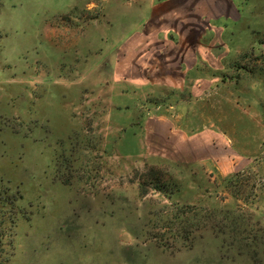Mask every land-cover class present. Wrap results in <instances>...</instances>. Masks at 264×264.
Returning a JSON list of instances; mask_svg holds the SVG:
<instances>
[{"label":"rangeland","instance_id":"374dc122","mask_svg":"<svg viewBox=\"0 0 264 264\" xmlns=\"http://www.w3.org/2000/svg\"><path fill=\"white\" fill-rule=\"evenodd\" d=\"M233 3L209 34L201 16L189 92L193 124L213 123L218 157L233 158L190 172L184 95L149 127L166 97L148 95V45L125 38L148 25V0H0V192L18 190L0 201V264H251L237 230L221 246L198 223L226 205L264 230V0Z\"/></svg>","mask_w":264,"mask_h":264},{"label":"crops","instance_id":"0c3cea01","mask_svg":"<svg viewBox=\"0 0 264 264\" xmlns=\"http://www.w3.org/2000/svg\"><path fill=\"white\" fill-rule=\"evenodd\" d=\"M232 4H234L233 0H218V2L216 0H182L181 2L162 0L161 3L157 4H153V0H148V25L143 24V29H139L142 25L136 27L133 30V35L125 37L133 39L134 42L144 41L148 45V95L166 97L162 100L165 102L159 104L161 109L148 107L149 112H158V114L148 115L149 127L151 125L159 129L168 126L170 123L167 115L168 108L171 107L169 106V99L177 94L173 90L186 96L180 97L175 104L179 111L177 120H180L176 132H180L178 143L185 160L189 162V166H186L190 172L200 169L201 164L217 166V164H221L218 163V159L233 158L232 155H226L224 152L218 157L216 150L217 131L213 123L210 122L205 126L193 124L198 118V110L191 109L194 99L189 98L190 91L194 94L196 90L200 89L199 80H202L196 67L200 57V44L202 43L201 16L206 14L205 18L206 16L210 17L206 18L202 31V33L206 31L205 35L209 34L217 22H222V20L226 22L227 17H229L227 10L231 9ZM190 8L197 11L192 21L188 19L190 17H187L189 21H185L187 19L182 20L181 22L184 24L180 28L178 25L173 24V26L171 24L173 10L179 13ZM218 11L221 12L219 16H217ZM174 18L178 21L181 20V17L176 16ZM186 24L188 28L184 26ZM210 44L211 40L206 46ZM261 48L264 51V42ZM208 79L203 78V80ZM190 81L193 82L190 84Z\"/></svg>","mask_w":264,"mask_h":264},{"label":"trees","instance_id":"16d2710c","mask_svg":"<svg viewBox=\"0 0 264 264\" xmlns=\"http://www.w3.org/2000/svg\"><path fill=\"white\" fill-rule=\"evenodd\" d=\"M60 178L58 180L62 184H64L63 182H65V180H61ZM10 181L11 180H8V183ZM160 186L161 185H157V187ZM12 188L9 184L5 185L4 189H2V192L4 193L3 197L1 196L2 192H0V201H3L2 199H4L5 196L9 199V202L13 201V199L16 197L18 190L12 191ZM201 210H203V214L198 218V223L202 224L201 227L203 228H210L212 231L216 230V232H220V234L222 235L221 246H223V243L226 240L225 233L229 228H233L234 230H237V232L231 230V232L235 234L236 240L240 242L242 241L246 244V254H248L250 263L253 264L256 260H261L264 264V230H261V235H258V233L256 232L250 233L251 230L256 229L252 227L248 228L246 225L242 227L243 221H245V214L243 211L238 210V212L235 208L228 207L226 205L211 206L208 208H203ZM229 219H231V221ZM228 220L229 223H227ZM232 225L233 227H231ZM246 232L251 236H244L243 233ZM183 244L187 247L190 246L188 242H184Z\"/></svg>","mask_w":264,"mask_h":264}]
</instances>
